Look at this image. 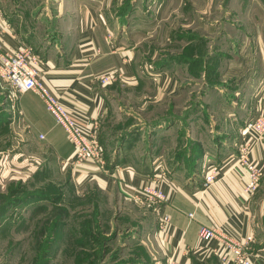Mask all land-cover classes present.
<instances>
[{"label": "crops", "instance_id": "crops-1", "mask_svg": "<svg viewBox=\"0 0 264 264\" xmlns=\"http://www.w3.org/2000/svg\"><path fill=\"white\" fill-rule=\"evenodd\" d=\"M36 1L0 0L2 45L9 50H17L24 45L34 50L36 67L44 85L61 103L76 110V117L85 129H96L106 166L99 171L90 162L74 163V145L49 113L41 96L33 91L20 94L16 103L30 126L31 146L32 142L42 141L46 156L54 157L61 165L73 166V177L78 184L88 187L98 183L116 200L131 198L143 185H157L162 189L168 201L153 205L161 217L168 215L171 223L165 234L159 233L162 252L156 264H226L222 259L224 249L218 240L208 244L200 240V228L213 225L223 228L229 236L241 242L253 237L250 250L254 264H264V201L256 203L254 197L245 192L248 173L236 162L245 123L264 112V22H250L255 27L251 42L253 50L244 52L245 56L237 60L232 58L234 66L228 65L221 74L223 80H234L236 95H242L243 101L237 106L239 112L231 108V112H237L235 115L216 122L209 120L207 111L198 105H190L187 123L199 130L202 128L200 123L210 124L212 121L215 136L210 135V142L213 139V142L220 141L221 145H217L213 153L205 149L198 176L187 178L178 175L183 171L187 173V164L183 166V163L173 160V166H170L165 160L174 150L173 144L169 149L166 137L178 133L184 122L173 118L174 111L180 107L176 103L180 102L183 93L177 77L178 68H159V77L153 82L149 77V67L139 57L140 50L128 40L129 27L132 31L142 29V34L144 30L157 31L164 18L155 19L156 24L151 26L146 22H135L127 28L115 25V19L112 22V13L119 8L111 6L112 0H55L53 5L42 6ZM158 3L164 14L168 4L163 8L164 0ZM225 7L227 13L245 10L253 14V10L256 11L252 5L242 4L239 9H234L236 6L232 9ZM259 9L263 10L260 6ZM39 14L45 17L41 18ZM141 14L139 10L132 13L134 17ZM166 28L164 26L162 32ZM177 28L186 31L197 29L192 24L185 27L173 19L167 30ZM237 28L238 31L243 30V26ZM220 34L222 32L206 38L212 40ZM189 38L185 44H190L196 36L189 33ZM223 39L230 46L241 43L239 32L233 35L226 33ZM224 51L225 57L231 58L230 47ZM112 72L118 76L115 82L102 84L99 81L102 75ZM152 91L154 95L150 97L148 93ZM137 103L145 112L154 104L157 109H164L167 103L168 108L161 115L157 113L158 116L147 125L142 124L140 129L130 125L127 130L120 131L124 124L120 114L138 116L134 111ZM41 136L43 140H40ZM192 138L197 141L199 137L195 135ZM254 142L252 159L264 174V141L254 139ZM159 157L165 161L159 162ZM210 161L218 163L220 174L210 188H205L202 186L203 176ZM163 166L174 171L173 177L164 175ZM189 214L193 217L190 218Z\"/></svg>", "mask_w": 264, "mask_h": 264}, {"label": "rangeland", "instance_id": "rangeland-1", "mask_svg": "<svg viewBox=\"0 0 264 264\" xmlns=\"http://www.w3.org/2000/svg\"><path fill=\"white\" fill-rule=\"evenodd\" d=\"M159 1L162 0H112L111 6H119L112 13V22L115 19V25L128 28L135 22H146L151 26L156 24L155 19L164 18L157 31L144 30L145 33L142 34V29L134 31L132 28V31L130 27L127 29L130 32L126 31L130 33L129 42L140 50L139 57L149 67V77L153 82L159 77V68H178L176 74L183 93L180 102L176 103L180 107L177 109L174 104L176 110L173 118L184 122L178 133L166 137L169 149L173 144L174 150L171 151V157L165 160L170 166H173V160L183 163V166L187 164V173L183 171V174L178 175L189 178L198 176L204 150L208 149L213 153L217 150L216 146L221 145L220 141L213 142V139L210 142V135L215 136L212 133L215 131L212 121L210 124L200 123L202 128L199 130L187 123L190 108L198 105L204 112L207 111L209 120L216 122L224 121V118L228 119L239 112L237 106L238 102L243 101L242 95H236L235 81L223 80L221 74L228 65L234 66L232 58L237 60L245 56L244 52L253 50L254 44L251 42L255 27L250 22H264V0H164L163 8L168 4L164 14L158 8L161 7ZM36 2L39 6L55 4V0ZM225 4L231 9L233 6H236L234 9H239L242 4L252 5L256 11L253 10V14L245 10L227 13L224 11ZM136 10L142 13L138 17L132 15ZM44 14L39 15L44 18ZM173 19L185 27L192 24L197 29L190 28L186 31L177 28L168 31ZM164 26L167 28L162 32ZM237 26H243V30L238 31ZM217 32L222 34L212 40L206 38L215 36ZM234 32H239L241 36L238 46H230L223 39L226 33L233 35ZM189 33L196 38L190 44H185L190 39ZM228 47L231 58L224 55V50ZM117 79L116 75L112 83ZM148 95L153 97V91ZM19 96L18 93L12 98L9 84L0 79V264L159 262L162 252L159 238L161 216L153 205L156 203L137 202L130 197L116 200L98 183L89 184L88 187L78 184L73 177V166L61 165L54 157L46 156V147L42 141L32 142L31 146L30 126L16 105ZM163 107L164 109H157L154 104L145 112L141 104L137 103L134 111L138 116L120 114L124 121L120 131L127 130L130 125L142 128L158 114L164 113L168 108L167 103ZM231 108H236L237 112H231ZM260 113L245 123L240 134L238 153L240 146L248 143L251 148L250 158L255 145L254 139L263 142L264 135L252 131L245 136L244 130L249 122L259 117L264 118V112ZM195 135L199 137L197 141L192 138ZM157 159L161 162L163 158ZM162 168L164 175L173 177L174 171L167 170L164 166ZM252 197L256 203L264 201V174Z\"/></svg>", "mask_w": 264, "mask_h": 264}, {"label": "built area", "instance_id": "built-area-1", "mask_svg": "<svg viewBox=\"0 0 264 264\" xmlns=\"http://www.w3.org/2000/svg\"><path fill=\"white\" fill-rule=\"evenodd\" d=\"M37 57L30 46H21L17 50L4 48L0 39V79L10 86V94L15 98L18 93L33 91L38 93L44 101L49 113L54 117L56 123L61 126L69 140L74 145V163L82 165L92 163L99 171L106 166L104 152L100 144L96 129L88 130L81 125L77 119L76 110L70 109L60 102L58 97L42 82L41 74L36 67ZM116 79L115 73L104 74L99 81L102 84L110 83ZM264 135V118H257L246 124L244 135L250 132ZM43 137V136H41ZM237 164L246 169L248 180L245 192L252 196L262 179L263 172L258 168L256 162L250 158L251 148L248 143L240 146ZM219 166L215 162H208L205 168L202 186L210 188L219 176ZM134 201L160 204L168 201L167 194L157 185H143L131 195ZM192 218L193 214H189ZM171 219L168 215L160 218V233H166L169 229ZM199 237L205 244L218 240L224 251L222 259L226 264H254L250 244L253 237L249 236L245 242H241L227 234L218 226H203L200 228Z\"/></svg>", "mask_w": 264, "mask_h": 264}]
</instances>
